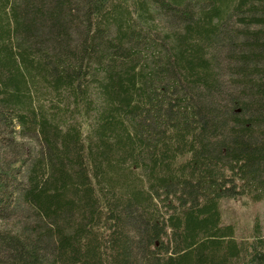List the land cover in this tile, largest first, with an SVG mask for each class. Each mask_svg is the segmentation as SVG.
I'll list each match as a JSON object with an SVG mask.
<instances>
[{
  "label": "trees",
  "instance_id": "obj_1",
  "mask_svg": "<svg viewBox=\"0 0 264 264\" xmlns=\"http://www.w3.org/2000/svg\"><path fill=\"white\" fill-rule=\"evenodd\" d=\"M240 196L264 0H0V264H264L222 222Z\"/></svg>",
  "mask_w": 264,
  "mask_h": 264
},
{
  "label": "rangeland",
  "instance_id": "obj_2",
  "mask_svg": "<svg viewBox=\"0 0 264 264\" xmlns=\"http://www.w3.org/2000/svg\"><path fill=\"white\" fill-rule=\"evenodd\" d=\"M220 210L223 224L235 227V235L240 243L255 235H264V199L254 201L249 196L223 198L220 200Z\"/></svg>",
  "mask_w": 264,
  "mask_h": 264
}]
</instances>
